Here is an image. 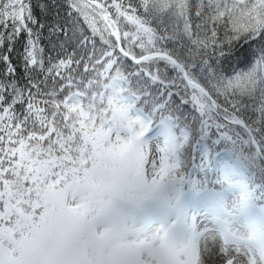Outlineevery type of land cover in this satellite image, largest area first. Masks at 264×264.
I'll list each match as a JSON object with an SVG mask.
<instances>
[{"label":"snow or ice","instance_id":"snow-or-ice-1","mask_svg":"<svg viewBox=\"0 0 264 264\" xmlns=\"http://www.w3.org/2000/svg\"><path fill=\"white\" fill-rule=\"evenodd\" d=\"M0 264H264V0H0Z\"/></svg>","mask_w":264,"mask_h":264}]
</instances>
